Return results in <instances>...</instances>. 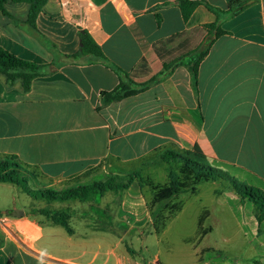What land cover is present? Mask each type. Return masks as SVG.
<instances>
[{
  "label": "crops",
  "instance_id": "obj_1",
  "mask_svg": "<svg viewBox=\"0 0 264 264\" xmlns=\"http://www.w3.org/2000/svg\"><path fill=\"white\" fill-rule=\"evenodd\" d=\"M175 1L47 0L36 19L37 31L26 24L28 4L9 3L7 14L0 10V47L23 60L59 67L36 78L27 93L20 83L7 88L0 75V160L16 158L27 169L28 187L36 200L47 203L31 209L73 213L69 234L39 213L23 210L25 216L17 218L6 216L10 209L2 211L0 219L7 218L14 236L0 223V264H152L130 243V234L155 229L148 189L133 183L123 194L105 195L101 202L106 206L112 195L120 199L113 198L110 205L113 225L108 228L84 217L93 208L90 204L80 212L68 202H85L48 201L40 192H61L103 181L109 174L148 169L145 165L166 151L192 152L197 147L211 165L237 168L244 184L264 194V0L223 23L227 34L200 64L196 87L189 70L180 66L146 92L100 108L101 93L119 83L116 73L94 62L64 65L63 56L79 51V32L86 30L113 64L137 78L145 62L149 75L144 81L149 80L163 65L155 46L164 49L173 43L167 40L182 34L176 46L188 41L186 49H196L206 35L202 27L217 18L200 5L185 21ZM204 1L226 10L232 0ZM5 185L22 190L0 182ZM203 185L207 191L201 190ZM203 185L192 196L196 202L206 196L229 209L227 200L235 199L230 193H216L217 183ZM183 198L174 203L182 204ZM55 202L61 203L58 209L51 207ZM238 229L247 238L239 221ZM255 232L264 247L262 232Z\"/></svg>",
  "mask_w": 264,
  "mask_h": 264
},
{
  "label": "rangeland",
  "instance_id": "obj_2",
  "mask_svg": "<svg viewBox=\"0 0 264 264\" xmlns=\"http://www.w3.org/2000/svg\"><path fill=\"white\" fill-rule=\"evenodd\" d=\"M201 34L194 36L193 45L199 42ZM178 42L166 44L164 49L162 48L160 53L166 56L164 60H169L177 53L176 45ZM169 51L173 53L168 56L167 53ZM159 59L164 61L161 58ZM147 71L148 74L146 73ZM137 75L138 81H144L149 75V68L146 67V70L140 69ZM176 153L193 158V155H190V151ZM153 159L150 161L151 164L149 166L145 165L148 169L136 168L134 171L124 175L109 174L103 181H100L106 185V188L108 187L105 195L108 193L123 194L130 189L133 183L138 184L136 188L139 190L142 188L148 189L151 198L149 205L151 204L154 225L156 224L155 216H168V209L174 204L177 206L178 203H174V201L183 195L184 198L181 205L184 208L183 210L181 209L182 212L176 214L175 218L167 223L163 231L157 233L155 229L148 230L145 228L135 234H130V243L135 247L138 255L150 261L160 260L162 264H264V247L259 245L260 240L257 239L258 235L255 232V230L262 232L261 237L264 240V211L261 210L259 204L242 196L241 187L244 183L239 176L226 168L224 170L215 166L221 169L219 170L221 174L223 171L225 172V177L223 178L222 175V177L215 178L214 181L209 182L218 184L216 193L222 194L225 191L235 198L230 201L227 200L229 209L226 208V205L222 208L219 201L212 202L211 198H206V196L203 197L202 203L196 202L190 193L180 194L176 199H172L162 205H152L154 199L153 187L169 184L170 173L178 175L179 170L183 166L180 163L169 165L166 162H162L160 154ZM201 162L205 165L211 164L205 160H201ZM24 169L27 170L26 168ZM31 183L34 182L32 181ZM8 187L9 185L0 187V212L7 211V209L12 210L6 213L7 217H13L12 212L16 209L25 210L27 214L37 213L42 209H31L34 205L43 207L47 204L41 199L36 200V195L30 188L31 194L25 193L20 189L15 192L14 190H9ZM202 188L201 190L207 191L209 187L203 185ZM103 197L96 199L92 195L89 196V200L85 203L78 201H70L68 203L72 206L80 207V212L90 204L94 209L92 208L91 211L89 210L90 207H88L84 217L92 219L102 228H108L113 225L110 220V205L115 204L113 198H116L118 203L120 199L118 196L112 195L110 198L112 202H109V206H106L101 202ZM59 205L61 203L55 202L51 204V207L52 209H58ZM65 210H68L73 217L70 209ZM238 221L245 226L247 238H244L243 233L238 229ZM8 222L7 218L6 220L0 219L6 234L11 237L14 236V233L7 224ZM74 222L76 223L75 220Z\"/></svg>",
  "mask_w": 264,
  "mask_h": 264
},
{
  "label": "trees",
  "instance_id": "obj_3",
  "mask_svg": "<svg viewBox=\"0 0 264 264\" xmlns=\"http://www.w3.org/2000/svg\"><path fill=\"white\" fill-rule=\"evenodd\" d=\"M258 1L259 0H232L226 10H221L213 8L204 0H176L174 4L181 9L185 21L190 19L195 9L200 5H205L211 12H213L217 16L216 21L202 27V30L206 32V35L202 44L196 49H186L188 44L187 41L177 46V53L174 56H172L169 60H164L166 56L160 53L162 47L155 46V53L164 61L161 71L147 81L140 82L138 81L135 73L127 72L113 64L105 55L102 48L95 42L86 30H81L79 32V51L74 55L63 56L65 61L64 65L69 63L84 64L94 62L104 65L116 73L119 83L113 90L101 93L100 108L107 107L113 103L121 102L127 98L146 92L151 87L168 79L180 66H185L189 70L193 86L196 87L198 83V71L200 64L209 54V51L214 43L219 38L227 34V32L222 29L223 23L228 19L238 16ZM9 3L28 4L29 14L26 24L37 31L36 19L43 7L46 5L47 0H0V10L7 14L5 6ZM181 36L182 34H179L167 40L166 43L174 42L176 38ZM171 53L173 52L169 51L167 55L169 56ZM144 63L145 62L142 63L140 69L145 67ZM58 68L59 67L55 64L40 65L23 60L0 47V75L5 78L7 88H13L20 83L21 91L27 93L30 91L32 82L36 78L53 74ZM190 155H193V158L188 157V155H181L174 151H166L161 154L162 162H166L169 165L180 163L183 166L179 170L178 175L170 173L169 184L160 187H153L152 192L154 199L152 205L165 204L172 199H176L183 193L195 195L201 184L214 181L215 178H220L222 175L223 178L225 177V172L223 171L221 174V171H219L221 169H218L211 164L205 165L201 162V160H207L197 147L194 151L190 152ZM225 168L235 175L241 173L240 170L233 166L226 165ZM27 173V170H25L24 167L17 162L16 158L7 157L4 160H0V182L15 185L31 194L32 192L27 184ZM241 189L243 197L253 200L255 203L259 204L261 210L264 211V194L262 191L246 184L242 185ZM107 191L108 187L106 188L105 184L101 182H94L90 185L70 188L61 192L44 190L40 192V194H42L43 198H46L48 201L79 200L81 202H87L89 200V196L93 195L97 199L99 197H103ZM149 207L152 209L151 204ZM181 209V204H177V206L174 204L170 207V209H168V216H155V231L157 233L163 231L166 228L167 223L172 221ZM37 213L45 216L53 224L63 226L69 234H73V230L70 226L72 216L68 210L52 211L42 209ZM0 216H2L1 212ZM128 251L130 254L135 253L130 249Z\"/></svg>",
  "mask_w": 264,
  "mask_h": 264
},
{
  "label": "water",
  "instance_id": "obj_4",
  "mask_svg": "<svg viewBox=\"0 0 264 264\" xmlns=\"http://www.w3.org/2000/svg\"><path fill=\"white\" fill-rule=\"evenodd\" d=\"M12 216L17 217V218H22L25 216V212L22 210H15L12 212Z\"/></svg>",
  "mask_w": 264,
  "mask_h": 264
},
{
  "label": "built area",
  "instance_id": "obj_5",
  "mask_svg": "<svg viewBox=\"0 0 264 264\" xmlns=\"http://www.w3.org/2000/svg\"><path fill=\"white\" fill-rule=\"evenodd\" d=\"M152 264H162L161 263V261L160 260H155V261H153V263Z\"/></svg>",
  "mask_w": 264,
  "mask_h": 264
}]
</instances>
